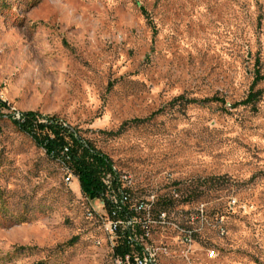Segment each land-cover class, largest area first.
Wrapping results in <instances>:
<instances>
[{"label":"rangeland","instance_id":"rangeland-1","mask_svg":"<svg viewBox=\"0 0 264 264\" xmlns=\"http://www.w3.org/2000/svg\"><path fill=\"white\" fill-rule=\"evenodd\" d=\"M0 98V264H117L102 200L8 117L27 110L104 152L132 204L171 199L194 239L151 223L161 264H264V0H0Z\"/></svg>","mask_w":264,"mask_h":264},{"label":"trees","instance_id":"trees-1","mask_svg":"<svg viewBox=\"0 0 264 264\" xmlns=\"http://www.w3.org/2000/svg\"><path fill=\"white\" fill-rule=\"evenodd\" d=\"M142 14L147 19L148 23H152L148 11L144 6H139ZM256 63H259L256 61ZM262 79V74L259 67L255 69V76L250 85V88L246 96L235 102L233 105H252L255 107L256 102L260 99L262 90L255 88L258 81ZM183 100L187 103H195L198 100L193 98H185L183 95H179L172 101ZM223 101V98L213 96L211 98H205L203 101ZM8 108L6 101L0 98V111L3 108ZM14 113V112H13ZM157 112H153L149 117ZM19 118H15L13 115H8L12 118L13 123L19 130L28 134L33 141L43 148L47 156L59 161L63 166H66L70 172L77 178L80 191L88 200L101 199L103 206L110 217L118 219L123 217L124 213L118 211L114 205L110 202L107 187L103 181L104 176L107 173L111 174V183L116 188L118 171L114 168L112 160L100 149L96 148L89 140L83 138L75 128H71L65 122H62L55 115L41 114L34 110H27L19 112ZM1 116V114H0ZM143 119H133L132 122H141ZM209 179H218L217 177L203 178L202 183H206ZM201 192H204L202 190ZM192 191H190L184 199L189 200ZM170 198L161 199L158 198L154 212L166 210L169 205ZM139 228V226H137ZM127 231H121L117 229L115 242L112 246L114 256L121 254L132 249V246L127 241ZM39 264V263H38Z\"/></svg>","mask_w":264,"mask_h":264},{"label":"built area","instance_id":"built-area-1","mask_svg":"<svg viewBox=\"0 0 264 264\" xmlns=\"http://www.w3.org/2000/svg\"><path fill=\"white\" fill-rule=\"evenodd\" d=\"M64 169L66 172L65 179L70 181L73 174L66 166H64ZM128 178V175L119 173L116 188L111 183L110 173H107L103 178L110 202L118 211H122L124 216L113 219L105 212V217L101 216V219L104 222V226L110 228V232L114 234V239L116 238L117 229L122 232L127 231V241L132 246L130 251L115 255V261L117 264H161L160 256H167L168 253L163 246L150 242L151 230L149 225L151 223L171 225L177 233V239L184 246H190L193 242V231L168 220L166 210L154 212L155 203L158 199L154 193L132 204L130 190L127 186ZM88 215H91L89 211ZM215 256L214 249L206 251L207 258L211 259Z\"/></svg>","mask_w":264,"mask_h":264}]
</instances>
